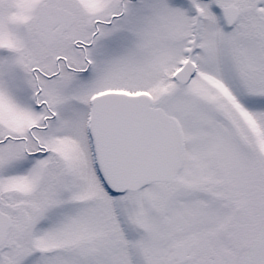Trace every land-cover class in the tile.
I'll list each match as a JSON object with an SVG mask.
<instances>
[{"label":"snow or ice","instance_id":"snow-or-ice-1","mask_svg":"<svg viewBox=\"0 0 264 264\" xmlns=\"http://www.w3.org/2000/svg\"><path fill=\"white\" fill-rule=\"evenodd\" d=\"M0 264H264V0H0Z\"/></svg>","mask_w":264,"mask_h":264}]
</instances>
